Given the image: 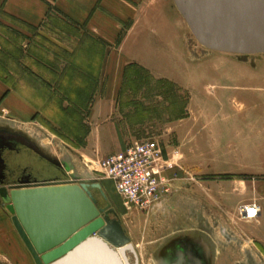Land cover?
Listing matches in <instances>:
<instances>
[{
    "label": "rangeland",
    "instance_id": "1",
    "mask_svg": "<svg viewBox=\"0 0 264 264\" xmlns=\"http://www.w3.org/2000/svg\"><path fill=\"white\" fill-rule=\"evenodd\" d=\"M157 3L152 20L125 48L133 63L124 71L119 97H95L97 86L86 110L70 111L66 104L46 109L60 121L66 120V110L74 112L71 124L66 121L59 127L42 113L24 122L0 116V126L22 133L43 155L64 163L69 169L66 181L94 175L139 264H161L163 244L182 236L207 241L212 264H264L262 221H246L241 214L244 207L264 202V55L206 50L195 41L172 0ZM0 24L38 45L47 59L42 67L57 62L54 48L39 45L37 30L42 27L4 17L1 11ZM57 26L62 35L55 32L54 40L64 46L74 48L84 38L72 27ZM27 45L23 40L25 56ZM19 63L27 64L23 59ZM22 98L41 105V97ZM103 99L107 107L96 113L94 122L104 128L113 124L120 139L117 152L111 131L103 148L97 138L96 145L87 143L92 106ZM145 140H155L172 166L165 173L170 182L165 204L149 213L125 207L110 179L98 170L105 157ZM18 162L16 168L29 164L41 172L47 168L33 156ZM0 213L12 228L10 216L2 208ZM1 229L3 235L6 231ZM13 242H2L0 264H34L26 248H16Z\"/></svg>",
    "mask_w": 264,
    "mask_h": 264
},
{
    "label": "water",
    "instance_id": "2",
    "mask_svg": "<svg viewBox=\"0 0 264 264\" xmlns=\"http://www.w3.org/2000/svg\"><path fill=\"white\" fill-rule=\"evenodd\" d=\"M195 41L209 51L264 55V0H172ZM14 135L0 130V203L34 264H123L120 256L136 253L115 211L98 206L95 194L107 197L95 176L52 183L5 185L2 150L12 149ZM21 143L39 155L25 136ZM115 217L112 221L107 210ZM117 234V240L107 236ZM178 246V247H177ZM178 261L190 264V253L177 244Z\"/></svg>",
    "mask_w": 264,
    "mask_h": 264
},
{
    "label": "crops",
    "instance_id": "3",
    "mask_svg": "<svg viewBox=\"0 0 264 264\" xmlns=\"http://www.w3.org/2000/svg\"><path fill=\"white\" fill-rule=\"evenodd\" d=\"M155 3L156 0H0V11L29 26L37 27V29L42 27L41 30H37L38 35L42 38L51 39L55 46L58 45L60 49L66 51L72 52V46H64L54 40L56 37L54 33L59 32L61 34L62 32L57 25L72 27L79 34L100 43L105 50L100 65L99 92L96 91L95 97H119L123 72L127 66L133 63L132 59L125 54V48L131 38L146 28V22L152 20L151 14L160 5ZM0 100V116L3 118L18 119L20 122H24L32 121L36 115V109L31 104L24 98L8 92L1 82ZM105 102L106 100L103 99L92 106L87 143L94 146L97 138L103 148L106 133L111 131V134L115 135L112 142L116 144L113 147V152H117L118 149L116 148L120 139L119 136H116V130L112 129L115 128L113 124L104 128L102 124L94 122L96 113L107 107ZM0 130L25 136L2 126H0ZM26 138L29 140L28 137ZM21 159L23 160L22 154H13L9 155L8 162L13 166L15 164L21 165L18 162ZM112 189L114 190L113 185ZM164 204L162 201L157 209H160ZM258 205L259 214L256 220L262 221L264 226V202ZM1 208L5 210L2 203H0ZM7 215L10 216L8 213ZM1 227L7 233L2 235ZM0 229V247L2 242L6 243L10 240L15 242L16 248L21 245L24 249L25 246L13 225L12 228H9L8 223L3 221L1 216Z\"/></svg>",
    "mask_w": 264,
    "mask_h": 264
},
{
    "label": "trees",
    "instance_id": "4",
    "mask_svg": "<svg viewBox=\"0 0 264 264\" xmlns=\"http://www.w3.org/2000/svg\"><path fill=\"white\" fill-rule=\"evenodd\" d=\"M2 15L9 17L4 13ZM0 26L3 25L0 24ZM38 39H40L39 45L54 48L52 56L57 59V62L49 63L47 68L41 66L46 64L47 59L37 44L32 43L17 31H12L5 26L1 27L0 81L21 97H41V105L33 102L31 98H26L38 112L34 118L37 119L39 114L45 113L51 121L63 127L66 121L72 123L74 112L66 110L63 112L67 115L66 120L60 121L52 111L48 113L46 109L52 106L60 109L62 104H66L71 108L70 111L86 110L87 103L90 97H94L98 86L100 65L105 49L100 43L85 36L82 39L79 38L72 52L60 49L45 38ZM23 40L29 44L26 46L28 49L26 56L22 49ZM21 59L28 65L21 66L19 63ZM58 97L60 100L56 103Z\"/></svg>",
    "mask_w": 264,
    "mask_h": 264
},
{
    "label": "built area",
    "instance_id": "5",
    "mask_svg": "<svg viewBox=\"0 0 264 264\" xmlns=\"http://www.w3.org/2000/svg\"><path fill=\"white\" fill-rule=\"evenodd\" d=\"M171 162L155 140L129 146L123 153L105 157L98 170L110 179L124 206L149 213L164 201L170 185L166 172ZM244 220H256L259 207L253 203L241 210Z\"/></svg>",
    "mask_w": 264,
    "mask_h": 264
},
{
    "label": "flooded vegetation",
    "instance_id": "6",
    "mask_svg": "<svg viewBox=\"0 0 264 264\" xmlns=\"http://www.w3.org/2000/svg\"><path fill=\"white\" fill-rule=\"evenodd\" d=\"M8 132V131H7ZM10 133V132H9ZM14 135L11 138V141L8 142L12 149L5 148L2 150V159L4 161V171L2 176V182L5 185H17L23 182L28 183H52V182H64L67 172L69 169L62 162H57L53 159L46 157L45 155H39L35 153L33 150L28 148L26 145L21 142V135L12 133ZM19 155L22 154L23 157L33 156L37 160H40L47 168H43L41 172L40 169H36L32 164L22 165V167L16 168L14 165H10L8 162L9 155ZM43 154V153H42ZM33 160V159H32ZM34 161V160H33ZM55 173V174H54ZM57 174V175H56ZM98 206L101 209H105L107 203L110 204V209L112 207L108 197L107 202L103 201L98 194H95ZM116 216L118 217L117 212L115 211ZM105 214H108V218L112 221L115 220V217L110 213L108 209ZM119 218V217H118ZM107 236L112 240H117V234L115 231L110 230L107 233ZM179 245L182 251H187L190 253L191 260L190 264H212L211 262V245L206 241H198L189 238L188 236H182L179 239H175L173 241H167L163 244L161 250V264H175L178 261L177 253L178 249L176 245ZM178 247V246H177ZM138 257V256H137ZM139 262V257H138Z\"/></svg>",
    "mask_w": 264,
    "mask_h": 264
},
{
    "label": "bare ground",
    "instance_id": "7",
    "mask_svg": "<svg viewBox=\"0 0 264 264\" xmlns=\"http://www.w3.org/2000/svg\"><path fill=\"white\" fill-rule=\"evenodd\" d=\"M136 257H137V254H136ZM120 258L123 264H139L138 257H137V261H135L133 255H131L130 253H125V256L124 257L120 256Z\"/></svg>",
    "mask_w": 264,
    "mask_h": 264
}]
</instances>
